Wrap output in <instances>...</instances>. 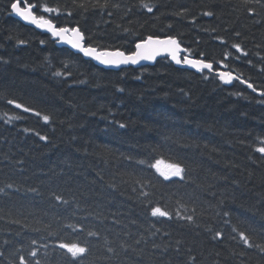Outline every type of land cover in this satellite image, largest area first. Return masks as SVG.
Instances as JSON below:
<instances>
[{"label":"trees","instance_id":"16d2710c","mask_svg":"<svg viewBox=\"0 0 264 264\" xmlns=\"http://www.w3.org/2000/svg\"><path fill=\"white\" fill-rule=\"evenodd\" d=\"M10 2L0 0V264H264V0H143L151 13L141 0H30L89 46L131 53L173 36L212 72L168 58L97 67L17 20ZM73 243L86 251L73 256Z\"/></svg>","mask_w":264,"mask_h":264},{"label":"snow or ice","instance_id":"6c2138e0","mask_svg":"<svg viewBox=\"0 0 264 264\" xmlns=\"http://www.w3.org/2000/svg\"><path fill=\"white\" fill-rule=\"evenodd\" d=\"M36 7L37 5L31 3L30 0H11L10 2L11 12L21 18L23 21L30 22L42 30L49 31L51 36L58 38L61 42L66 43L73 50L78 51L84 57L93 59L103 66L119 67L120 65L128 64L137 65L142 60L154 62L156 61L157 57L165 55L169 56L171 61L175 62L177 65H187L201 72L204 70H211L214 67L212 63L205 62L202 59H191L187 55L183 56L181 59L180 53L187 50L182 49L180 42H178L177 38L173 36L161 38L149 35L146 37V39L138 40L134 46L135 51L131 52L130 54H126L125 51L119 49L98 50L97 48L91 46L85 47L83 44L84 37L78 27H57L51 19H45L44 16L38 17L36 14H34V9ZM141 7L146 9L149 13L153 11V8L147 3H144L143 0H141ZM45 11L52 12L53 9L49 7L46 8ZM206 15L210 16L212 13H206ZM69 33H71V35H69ZM233 47L237 51H242L240 44H235ZM56 75L58 76L60 74L56 73ZM219 78L225 83H230L234 79V76L230 72H220ZM244 83L247 84L248 88L253 87V85L247 83V81H244ZM43 119L45 122H47L49 117L45 115ZM258 151L259 153L264 154V147H260ZM181 172V169H177L174 174L180 175ZM163 214L167 215V213ZM187 219L192 220V217H188ZM217 235L219 236L220 233H217ZM241 235L243 237V234ZM243 238L244 242L247 244V237ZM67 247H69L73 256H76L80 252L86 251L85 248L77 243H73ZM261 250L264 251V249ZM21 260L23 261V258H21Z\"/></svg>","mask_w":264,"mask_h":264},{"label":"water","instance_id":"95a60500","mask_svg":"<svg viewBox=\"0 0 264 264\" xmlns=\"http://www.w3.org/2000/svg\"><path fill=\"white\" fill-rule=\"evenodd\" d=\"M34 14H35V13H34ZM12 16L15 17L17 20H19L20 22H22L23 24H26V25H28V26H30V27H33V28H35L36 30H38V31H40V32H43V33H46V34H50V32L47 31V30H42V29H40L39 27L33 25V24L30 23V22H25V21H23L21 18H19L18 16H16L14 13H12ZM53 23H54V22H53ZM54 24H55V23H54ZM55 25H56V24H55ZM80 32H81V31H80ZM81 33H82V32H81ZM50 35H51V34H50ZM69 35H71V33H69ZM82 35H83V33H82ZM83 37H84V35H83ZM52 39L55 40V41L57 42V43H56L57 46L68 48L69 50L73 51L74 53H76V54H80L78 51L73 50V49H72L69 45H67L66 43L61 42L58 38L52 36ZM83 44H84V46L86 47V45H85V37H84V40H83ZM181 47H182V46H181ZM182 49H183V47H182ZM184 52H185V51H182L181 53H184ZM181 53H180V54H181ZM80 55H81V54H80ZM82 56H83V55H82ZM83 57H84V56H83ZM165 57H167V56H165V55L159 56V57H157L156 61H157L158 59L165 58ZM84 58H85L86 60H92V61H93L94 63H96L98 66L103 67V68H105V69H109V70H120V69L125 68V67H142V66L147 65V64H154V63H156V61H154V62H149V61H146V60H142V61H140V63L137 64V65H131V64H128V65H120L119 67H115V66H103V65L99 64L98 62L94 61L93 59H89V58H86V57H84ZM170 60H171V58H170ZM179 66H181V67H183V68H188V69L193 70V71H196V72H200V71H198V70H196V69H194V68H192V67H190V66H187V65H183V64H181V65H179ZM207 71L212 72L213 69H211V70H207ZM221 72H222V71H221ZM219 73H220V72H218V75H219ZM233 76H234V79H233L230 83H226L227 85H232V83L234 82V80L237 79V76H236V75H233Z\"/></svg>","mask_w":264,"mask_h":264},{"label":"bare ground","instance_id":"6f19581e","mask_svg":"<svg viewBox=\"0 0 264 264\" xmlns=\"http://www.w3.org/2000/svg\"><path fill=\"white\" fill-rule=\"evenodd\" d=\"M183 49H185V48H183ZM185 55L189 56V55L187 54V51H185L184 53H181V54H180L181 59H182L183 56H185ZM189 58L193 59V57H191V56H189ZM171 62H172L174 65H176L177 67L183 68V67H181V66L175 64V62H173V61H171ZM153 65H155V63H154V64H147V65H144V66H153ZM101 68H103V67H101ZM104 69H105V68H104ZM185 69H188V68H185ZM107 70H109V69H107ZM188 70H190V69H188ZM191 71H193V70H191ZM223 82H224V81H223ZM224 84H226V83L224 82ZM226 85H227V84H226ZM227 86H230V85H227ZM251 89H253V88H251ZM257 93L260 94V95H263V96H264V94H263L262 92H260V91H258Z\"/></svg>","mask_w":264,"mask_h":264}]
</instances>
